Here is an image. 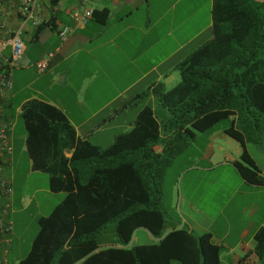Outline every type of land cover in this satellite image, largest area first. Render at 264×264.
Returning a JSON list of instances; mask_svg holds the SVG:
<instances>
[{"label":"trees","instance_id":"1","mask_svg":"<svg viewBox=\"0 0 264 264\" xmlns=\"http://www.w3.org/2000/svg\"><path fill=\"white\" fill-rule=\"evenodd\" d=\"M212 12L213 37L178 65L179 84L170 90L159 84L152 91L171 116L167 123L148 106L130 132L100 148L78 140L57 108L25 105L32 170L48 174L49 190L66 196L39 218L30 251L18 264H220L221 249L210 233L196 236L185 227H168L162 195L168 167L182 148L222 122L228 123L224 133L243 148L235 163L242 176L264 184L246 150L264 131V3L213 0ZM108 14L93 12L103 24ZM5 68L0 61V71ZM13 116L3 115L7 122ZM139 228L157 242L133 246ZM110 230L117 240L103 247L99 239ZM255 242L253 253L262 257L263 229Z\"/></svg>","mask_w":264,"mask_h":264},{"label":"crops","instance_id":"2","mask_svg":"<svg viewBox=\"0 0 264 264\" xmlns=\"http://www.w3.org/2000/svg\"><path fill=\"white\" fill-rule=\"evenodd\" d=\"M4 3V21L12 31H21L26 47L22 64L11 68L13 89L0 107L3 115L14 113L10 120L14 152L5 173L13 165L19 118L27 152L22 118L26 104L42 102L57 108L74 127L78 140L107 148L117 136L132 130L143 109L150 106L156 112L153 89L159 84L165 90L176 87L178 65L213 37V0L208 39L204 0H38V12L49 24L39 34L32 23L22 24L15 0ZM105 9L109 14L104 24L94 15L85 24L75 18L76 13ZM64 27L72 29L66 41L59 36ZM48 53L54 57L40 74L35 63ZM204 134L207 139L197 163L185 170L189 177L184 220L181 224L170 218L168 227H185L196 236L210 233L221 249L220 264H264V250L262 257L253 253L255 235L264 230V184H253L242 176L235 163L243 148L223 128L198 133L193 141ZM246 150L264 178V131L259 142L246 143ZM65 155L70 157L71 152ZM55 194H65L62 200L66 196L65 192ZM141 229L147 236L136 237L133 246L157 242L146 229L136 231ZM106 236L103 247L115 244ZM11 247L12 243L8 250Z\"/></svg>","mask_w":264,"mask_h":264},{"label":"rangeland","instance_id":"3","mask_svg":"<svg viewBox=\"0 0 264 264\" xmlns=\"http://www.w3.org/2000/svg\"><path fill=\"white\" fill-rule=\"evenodd\" d=\"M199 1V0H198ZM204 26L206 28L205 38L211 35L210 29V0H204ZM213 24V23H212ZM206 39V40H207ZM176 81H181V75L178 71L175 75ZM156 114L159 120L167 123L171 117L168 112L157 102ZM227 122L218 124L215 129L223 128ZM15 137L18 140L15 146V154L13 165L6 170L9 176L13 196L11 218L13 221V242L11 250L7 252V260L10 264H18L24 259L30 251L32 242L39 231L38 220L40 217L48 216L53 208L62 200L65 194L57 195L52 193L49 186V175L39 171H33L30 166V159L25 150L24 139L25 130L21 118L18 119V125L15 131ZM207 134L200 136L196 142L191 141L188 146L182 148V151L174 159L173 163L168 167L167 173L163 181V210L166 213L168 226L170 218L174 221L178 220L181 224L184 220V197L185 185L189 175L185 170L198 161V154L204 149V141ZM63 195V197H62ZM187 195V193H186ZM220 200V197L217 201ZM195 201V199H194ZM196 202V201H195ZM201 206V205H199ZM145 230L136 231L133 240L139 235L144 236ZM106 237L115 242L117 237L110 230ZM100 242H104L101 237ZM147 239L143 240L146 242ZM142 242V241H141ZM138 244V243H135ZM175 264H180L176 262Z\"/></svg>","mask_w":264,"mask_h":264},{"label":"built area","instance_id":"4","mask_svg":"<svg viewBox=\"0 0 264 264\" xmlns=\"http://www.w3.org/2000/svg\"><path fill=\"white\" fill-rule=\"evenodd\" d=\"M17 14L22 24L32 23L39 27L44 23L38 12V0H15ZM6 6L4 0H0V61H4L5 69L0 71V107L13 89L11 68L20 66L25 56L26 47L21 39V31H12L4 21ZM93 16V10L84 14H75V18L85 24L87 19ZM72 29L64 27L59 30L62 41H66L71 35ZM9 53V54H8ZM54 57V53H48L35 63L40 74L45 73ZM11 123L4 120L0 109V264H10L5 257L6 251L12 243L13 221L11 218L13 196L12 184L5 173L8 159L13 155L14 149L10 143Z\"/></svg>","mask_w":264,"mask_h":264},{"label":"water","instance_id":"5","mask_svg":"<svg viewBox=\"0 0 264 264\" xmlns=\"http://www.w3.org/2000/svg\"><path fill=\"white\" fill-rule=\"evenodd\" d=\"M254 1L264 3V0H254Z\"/></svg>","mask_w":264,"mask_h":264}]
</instances>
